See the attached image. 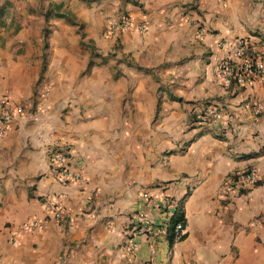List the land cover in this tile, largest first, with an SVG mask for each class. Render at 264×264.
<instances>
[{
	"label": "crops",
	"instance_id": "1",
	"mask_svg": "<svg viewBox=\"0 0 264 264\" xmlns=\"http://www.w3.org/2000/svg\"><path fill=\"white\" fill-rule=\"evenodd\" d=\"M245 58L264 63V0H0V264H264V75L218 78Z\"/></svg>",
	"mask_w": 264,
	"mask_h": 264
},
{
	"label": "built area",
	"instance_id": "2",
	"mask_svg": "<svg viewBox=\"0 0 264 264\" xmlns=\"http://www.w3.org/2000/svg\"><path fill=\"white\" fill-rule=\"evenodd\" d=\"M131 26V23L123 19L120 22L114 23L111 25V28L114 30H127ZM139 30L143 28L141 26L137 27ZM202 34L200 33L199 36ZM233 56L237 59H242L245 56L244 45L242 42H238L233 49ZM259 76L264 75V63L251 61L248 58H245L241 62H231L225 61L221 63L218 78L226 85H236L243 86L246 83V80L250 76ZM219 111L214 107H209L201 115L197 116V123L203 125H211L219 118ZM14 118V112L8 105V102L0 98V138H3ZM68 155L65 151L56 149L52 157V169L56 175V179L61 184H74L81 183L82 177L79 173L72 171L67 166ZM234 177H230L231 182H240V183H252L256 180L255 170H248L245 172L235 173ZM231 185V184H230ZM232 187V186H231ZM46 210L51 214L54 219H60L64 214V207L62 202L55 196L47 197L44 202ZM162 209L169 212L171 219L179 215L177 206L173 202H164L162 204ZM170 219V220H171ZM171 224V221H170ZM39 222H33L25 225L24 229L29 231L31 229L39 226ZM143 232L141 228L134 230V236L139 235ZM185 235V227L183 221H179L173 228L174 240L178 241ZM13 244H16V241L13 240Z\"/></svg>",
	"mask_w": 264,
	"mask_h": 264
},
{
	"label": "trees",
	"instance_id": "3",
	"mask_svg": "<svg viewBox=\"0 0 264 264\" xmlns=\"http://www.w3.org/2000/svg\"><path fill=\"white\" fill-rule=\"evenodd\" d=\"M182 220H183V219H182L181 216H179V215L175 216V217L171 220V225H170V227H169V229H168V232H167V234H168V240H169L170 245H172V244L175 242V240H174V236H173V228H174V226L176 225L177 222L182 221ZM184 237H185V235L181 238V240H182Z\"/></svg>",
	"mask_w": 264,
	"mask_h": 264
},
{
	"label": "rangeland",
	"instance_id": "4",
	"mask_svg": "<svg viewBox=\"0 0 264 264\" xmlns=\"http://www.w3.org/2000/svg\"><path fill=\"white\" fill-rule=\"evenodd\" d=\"M110 55H111L110 59L113 58L112 56H114V55H113V54H110ZM116 64H117V63H116ZM86 71H87V68H86Z\"/></svg>",
	"mask_w": 264,
	"mask_h": 264
}]
</instances>
